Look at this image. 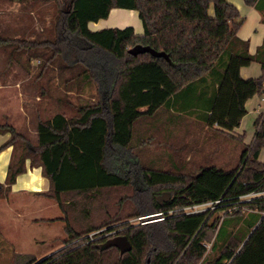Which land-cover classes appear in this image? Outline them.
Wrapping results in <instances>:
<instances>
[{"label":"trees","instance_id":"trees-1","mask_svg":"<svg viewBox=\"0 0 264 264\" xmlns=\"http://www.w3.org/2000/svg\"><path fill=\"white\" fill-rule=\"evenodd\" d=\"M244 3L261 11L264 21V0ZM113 7L137 10L143 33L136 35L130 25L88 28ZM55 17L53 37L0 35V44H13L12 54L29 51L41 59L36 81L44 80L58 55L64 64L55 66L57 74L71 71L60 80L63 92L78 98L56 99L60 110L38 120L33 148L12 125L0 124V133H9L0 150L12 146L0 191H10L28 160L49 180V188L37 193L55 200L63 213L65 245L25 264H264V161L258 160L264 115L251 146L229 132L247 112L245 102L264 90V39L249 52L237 35L238 8L228 0H68ZM135 44L163 51L168 59L132 55L128 49ZM253 61L260 63V75L243 78L240 68ZM90 86L97 98L82 96ZM140 118L157 124L150 128L152 144L174 152V135L188 140L187 149L192 145L185 118L215 128L210 130L223 138L226 160L194 173L141 166L133 143ZM178 127L182 132L176 134ZM129 187L130 195L116 194ZM166 192L170 197L158 200ZM193 204L201 209L182 210ZM116 234L128 237L130 250L101 247Z\"/></svg>","mask_w":264,"mask_h":264},{"label":"rangeland","instance_id":"rangeland-1","mask_svg":"<svg viewBox=\"0 0 264 264\" xmlns=\"http://www.w3.org/2000/svg\"><path fill=\"white\" fill-rule=\"evenodd\" d=\"M67 1L0 0V35L28 39L53 37L55 16L59 8L65 7ZM12 48V43L0 44V124L12 125L27 139V145L33 148L37 141L38 120L60 110L57 102L59 97L63 96L62 100H64L67 96L73 103H77L78 98L75 94L63 92L60 80L62 77H68L65 75L71 74V71L64 72L63 76L57 74L55 66L64 64L58 55L49 63L50 69L42 75L44 80L36 81V73L42 64L41 59L31 58L29 51L24 53L16 51L12 54ZM41 89L45 90L46 95L40 94ZM82 96L97 98L95 89L91 86L82 93ZM161 114L163 117L166 115L164 111ZM260 118L261 116L259 122ZM183 122L184 127L191 134L188 136L191 137L192 145L187 149L188 140L174 135L170 143L176 148L175 152L168 149L167 145L152 144L149 139L150 128L152 124L155 126L157 124L150 118H140L135 123L134 152L137 153L141 166L194 173L202 165L222 164L226 160L227 153L220 151L224 143L223 138L216 139L220 136L212 131L215 128L205 129L197 120L189 118H185ZM162 128L166 131L167 127L162 124ZM179 132L182 130L178 127L176 134ZM1 136L0 133V138ZM231 141L237 143L236 140ZM210 142L213 145H210ZM237 152L236 154L239 155V151ZM262 153L258 152L259 161L261 160L259 155H263ZM241 165L242 163L239 168ZM131 193L132 188L129 187L117 191L116 194L124 197ZM113 194L115 192L112 191L110 195L115 196ZM253 196L255 194H248L242 198V201H247ZM211 204L207 203L206 206L213 209ZM91 207L97 209L96 204ZM241 207L245 212L249 211V208ZM130 208L131 206L126 207L124 211H129ZM231 209L233 208L229 210ZM62 216L63 213L56 201L51 198L37 192L13 193L11 190L2 189L0 191V264H25L31 260L37 262L62 248L65 245ZM210 247L208 243L209 251ZM149 259L147 257V261ZM200 264H206V260Z\"/></svg>","mask_w":264,"mask_h":264},{"label":"crops","instance_id":"crops-1","mask_svg":"<svg viewBox=\"0 0 264 264\" xmlns=\"http://www.w3.org/2000/svg\"><path fill=\"white\" fill-rule=\"evenodd\" d=\"M233 3L242 17L237 35L243 40L248 42V50L254 53L258 46L264 39V21L262 20V12L252 5L244 3V0H228ZM210 13H213V7L210 6ZM88 28L91 30H98L106 27H119L123 28L128 25L132 26L136 35L143 33V25L135 9H128L122 7H113L110 9L106 18H100L97 21H89ZM261 73V65L257 61L251 62L249 65L240 68V74L243 78L256 77ZM264 90L261 94H254L246 102L247 112L242 117L240 124L234 127L231 135L243 136V143L253 144L257 131L260 130L261 120L264 115ZM261 116L260 122L255 125L256 119ZM37 133V132H36ZM0 145L8 138L9 134L1 133ZM12 146L9 145L0 150V182L2 183L6 177L7 165L10 159ZM263 155H259L260 161H264V138L263 146L260 149ZM49 180L42 175L40 166H29L27 160L26 171L18 175L16 181L11 185V192H38L44 191L49 188ZM27 187V188H24Z\"/></svg>","mask_w":264,"mask_h":264},{"label":"water","instance_id":"water-1","mask_svg":"<svg viewBox=\"0 0 264 264\" xmlns=\"http://www.w3.org/2000/svg\"><path fill=\"white\" fill-rule=\"evenodd\" d=\"M128 52L132 55H137L138 53L149 52L153 56H163L168 59V55L163 51H158L149 45L135 44L128 49ZM169 197V192H166L158 197V200H166ZM262 217V216H261ZM260 217V218H261ZM116 246L120 253H124L131 249V243L125 234H116L106 238L101 244L102 248H107L109 246Z\"/></svg>","mask_w":264,"mask_h":264},{"label":"built area","instance_id":"built-area-1","mask_svg":"<svg viewBox=\"0 0 264 264\" xmlns=\"http://www.w3.org/2000/svg\"><path fill=\"white\" fill-rule=\"evenodd\" d=\"M218 201H214V203H217ZM207 204V203H206ZM202 204H193L190 206H186L183 207L182 210H184L185 212H195V211H199L201 209ZM212 208H214L215 206H211ZM264 214V211H263ZM89 236H91V234H89Z\"/></svg>","mask_w":264,"mask_h":264}]
</instances>
